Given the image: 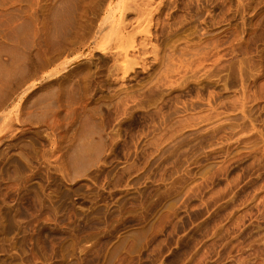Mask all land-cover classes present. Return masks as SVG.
Here are the masks:
<instances>
[{
    "label": "rangeland",
    "instance_id": "rangeland-1",
    "mask_svg": "<svg viewBox=\"0 0 264 264\" xmlns=\"http://www.w3.org/2000/svg\"><path fill=\"white\" fill-rule=\"evenodd\" d=\"M0 264H264V0H0Z\"/></svg>",
    "mask_w": 264,
    "mask_h": 264
}]
</instances>
